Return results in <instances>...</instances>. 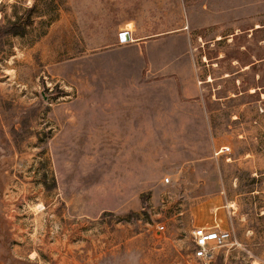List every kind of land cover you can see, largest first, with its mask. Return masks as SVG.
I'll list each match as a JSON object with an SVG mask.
<instances>
[{
	"label": "rangeland",
	"instance_id": "1",
	"mask_svg": "<svg viewBox=\"0 0 264 264\" xmlns=\"http://www.w3.org/2000/svg\"><path fill=\"white\" fill-rule=\"evenodd\" d=\"M0 10V264H264V0Z\"/></svg>",
	"mask_w": 264,
	"mask_h": 264
},
{
	"label": "built area",
	"instance_id": "2",
	"mask_svg": "<svg viewBox=\"0 0 264 264\" xmlns=\"http://www.w3.org/2000/svg\"><path fill=\"white\" fill-rule=\"evenodd\" d=\"M126 33H131L129 31H124L120 34V43L125 44ZM230 153L229 147H223L216 152V156H221ZM166 182H169L167 179ZM160 232L164 231V226H158ZM194 243H195V253L194 256L200 260H207L212 256V250L215 247L224 246L230 239V233L218 232L211 229L200 228L193 232Z\"/></svg>",
	"mask_w": 264,
	"mask_h": 264
},
{
	"label": "trees",
	"instance_id": "3",
	"mask_svg": "<svg viewBox=\"0 0 264 264\" xmlns=\"http://www.w3.org/2000/svg\"><path fill=\"white\" fill-rule=\"evenodd\" d=\"M34 11V7L30 8L28 10V16ZM0 14H1V10H0ZM30 17V16H29ZM3 17H1L0 21H3ZM28 18L26 19V16L23 18H18L16 21L10 22V28H8L7 30H5L3 32V35H12V36H24L26 33V26H29L31 24V20L29 21ZM28 20V22H26ZM256 65H253L252 69H255ZM257 93V91H256Z\"/></svg>",
	"mask_w": 264,
	"mask_h": 264
},
{
	"label": "water",
	"instance_id": "4",
	"mask_svg": "<svg viewBox=\"0 0 264 264\" xmlns=\"http://www.w3.org/2000/svg\"><path fill=\"white\" fill-rule=\"evenodd\" d=\"M125 40H127V41H130L131 40L129 33H126Z\"/></svg>",
	"mask_w": 264,
	"mask_h": 264
}]
</instances>
